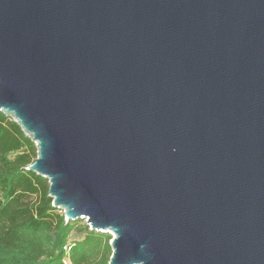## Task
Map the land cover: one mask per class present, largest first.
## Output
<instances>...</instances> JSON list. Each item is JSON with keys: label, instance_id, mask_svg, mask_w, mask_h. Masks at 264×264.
<instances>
[{"label": "water", "instance_id": "water-1", "mask_svg": "<svg viewBox=\"0 0 264 264\" xmlns=\"http://www.w3.org/2000/svg\"><path fill=\"white\" fill-rule=\"evenodd\" d=\"M0 111L109 264H264V0H0Z\"/></svg>", "mask_w": 264, "mask_h": 264}, {"label": "trees", "instance_id": "trees-1", "mask_svg": "<svg viewBox=\"0 0 264 264\" xmlns=\"http://www.w3.org/2000/svg\"><path fill=\"white\" fill-rule=\"evenodd\" d=\"M37 157L33 140L0 111V264H109L113 236L66 220L49 181L28 170Z\"/></svg>", "mask_w": 264, "mask_h": 264}, {"label": "rangeland", "instance_id": "rangeland-1", "mask_svg": "<svg viewBox=\"0 0 264 264\" xmlns=\"http://www.w3.org/2000/svg\"><path fill=\"white\" fill-rule=\"evenodd\" d=\"M62 212L64 213V211L62 210ZM85 221V223H87L88 224V222L86 221V220H84Z\"/></svg>", "mask_w": 264, "mask_h": 264}]
</instances>
